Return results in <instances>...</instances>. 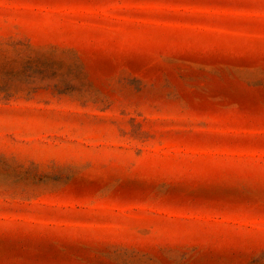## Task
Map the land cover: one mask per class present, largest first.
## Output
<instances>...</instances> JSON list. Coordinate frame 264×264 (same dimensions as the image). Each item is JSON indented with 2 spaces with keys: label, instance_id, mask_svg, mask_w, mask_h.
Segmentation results:
<instances>
[{
  "label": "rangeland",
  "instance_id": "1",
  "mask_svg": "<svg viewBox=\"0 0 264 264\" xmlns=\"http://www.w3.org/2000/svg\"><path fill=\"white\" fill-rule=\"evenodd\" d=\"M0 264H264V0H0Z\"/></svg>",
  "mask_w": 264,
  "mask_h": 264
}]
</instances>
